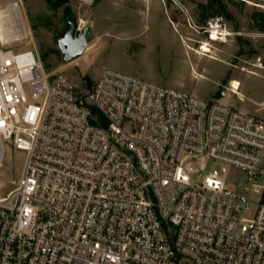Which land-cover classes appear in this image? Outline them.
<instances>
[{"label":"built area","instance_id":"built-area-1","mask_svg":"<svg viewBox=\"0 0 264 264\" xmlns=\"http://www.w3.org/2000/svg\"><path fill=\"white\" fill-rule=\"evenodd\" d=\"M19 16L0 7V164L25 156L0 264H264V118L114 67L48 73Z\"/></svg>","mask_w":264,"mask_h":264},{"label":"rangeland","instance_id":"rangeland-1","mask_svg":"<svg viewBox=\"0 0 264 264\" xmlns=\"http://www.w3.org/2000/svg\"><path fill=\"white\" fill-rule=\"evenodd\" d=\"M13 1L0 0V7ZM17 1L32 35L15 50H34L48 73L92 83L103 68L114 67L207 99L254 107L264 118V32L254 16L264 14V0H218L214 7H204L208 0H67L79 32L90 27L86 51L70 63L58 45L69 28L65 7ZM215 30L218 39H212ZM205 43L211 48L207 56L198 53ZM233 80L241 83L236 94ZM24 165V153L6 143L0 196L15 187Z\"/></svg>","mask_w":264,"mask_h":264},{"label":"water","instance_id":"water-1","mask_svg":"<svg viewBox=\"0 0 264 264\" xmlns=\"http://www.w3.org/2000/svg\"><path fill=\"white\" fill-rule=\"evenodd\" d=\"M69 28L64 36L59 38L58 45L64 60L68 63L77 60L89 45L88 35L90 27H85L80 33L74 21H69Z\"/></svg>","mask_w":264,"mask_h":264},{"label":"trees","instance_id":"trees-1","mask_svg":"<svg viewBox=\"0 0 264 264\" xmlns=\"http://www.w3.org/2000/svg\"><path fill=\"white\" fill-rule=\"evenodd\" d=\"M46 2L53 9H56L60 6H64L65 7L64 8L65 16L69 19V21H73V20H71L72 9H71V6L69 5L67 0H46ZM218 2H219L218 0H208V2L204 5V7H206V6L214 7V6L218 5ZM254 16H257L260 19V22H261L260 23V30H262L264 32V14H263V12H257L254 14ZM68 25H69V23H68Z\"/></svg>","mask_w":264,"mask_h":264},{"label":"bare ground","instance_id":"bare-ground-1","mask_svg":"<svg viewBox=\"0 0 264 264\" xmlns=\"http://www.w3.org/2000/svg\"><path fill=\"white\" fill-rule=\"evenodd\" d=\"M4 8H6V7H4ZM19 20H20L21 23H22V19L20 18V16H19ZM212 33H213V37H212V39H213V38H214V39H218V38H219V36H217L218 34L216 35V30L213 31ZM207 52H211V48L209 47V44H208V43H205V44L201 47L200 52H198V53L207 56ZM233 83H234V88H236L235 90H237V89L240 88L241 83H240L238 80H233ZM0 159H1V158H0ZM0 166H1V164H0Z\"/></svg>","mask_w":264,"mask_h":264},{"label":"crops","instance_id":"crops-1","mask_svg":"<svg viewBox=\"0 0 264 264\" xmlns=\"http://www.w3.org/2000/svg\"><path fill=\"white\" fill-rule=\"evenodd\" d=\"M193 93V92H192ZM194 94H196V93H194ZM197 95V94H196ZM215 95L217 96V94L215 93ZM235 107H237V108H239V109H241V110H243V111H247V112H251V113H253V108L254 107H247V106H240V107H238V106H236L235 104H233ZM258 109H260V108H257V109H254L255 111L256 110H258ZM254 114H257V115H259L258 113H254Z\"/></svg>","mask_w":264,"mask_h":264}]
</instances>
